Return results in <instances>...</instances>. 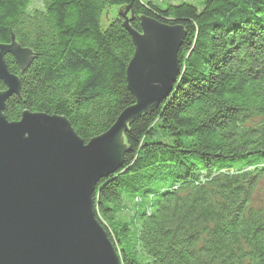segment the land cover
I'll return each mask as SVG.
<instances>
[{
	"label": "trees",
	"instance_id": "trees-1",
	"mask_svg": "<svg viewBox=\"0 0 264 264\" xmlns=\"http://www.w3.org/2000/svg\"><path fill=\"white\" fill-rule=\"evenodd\" d=\"M109 9L135 32L147 18L184 33L173 92L127 126L120 169L93 193L119 263L264 264V0H0V45L30 53L23 68L4 57L19 92L3 117L59 116L84 144L112 127L134 104V46L120 15L101 24Z\"/></svg>",
	"mask_w": 264,
	"mask_h": 264
},
{
	"label": "water",
	"instance_id": "water-1",
	"mask_svg": "<svg viewBox=\"0 0 264 264\" xmlns=\"http://www.w3.org/2000/svg\"><path fill=\"white\" fill-rule=\"evenodd\" d=\"M118 10L134 53L125 71L134 104L104 134L84 144L66 119L22 113L3 117L6 100L19 81L4 62L12 55L23 68L29 52L0 45V264H120L93 213V193L102 179L122 165L120 139L127 126L152 112L173 92L179 76L178 52L184 33L139 18L130 29L128 13Z\"/></svg>",
	"mask_w": 264,
	"mask_h": 264
},
{
	"label": "rangeland",
	"instance_id": "rangeland-1",
	"mask_svg": "<svg viewBox=\"0 0 264 264\" xmlns=\"http://www.w3.org/2000/svg\"><path fill=\"white\" fill-rule=\"evenodd\" d=\"M141 1L142 2L151 1L152 3L159 5L161 7H162L163 3H169V4L177 5L180 2H186L190 5H193L198 10H200V1L201 0H141ZM118 10L119 9L106 10L103 13V16L101 18V24L104 26L109 21H111L113 18H116L118 16ZM128 16L129 15L126 14L125 18H128ZM120 141L122 142L121 145L124 146L123 140L120 139ZM252 197H253L252 203L255 205H259L261 202L264 201V178L259 182L257 189L254 192ZM131 212L132 211H129V210H128V212L124 211L123 214H121L122 218L129 219L132 216Z\"/></svg>",
	"mask_w": 264,
	"mask_h": 264
}]
</instances>
